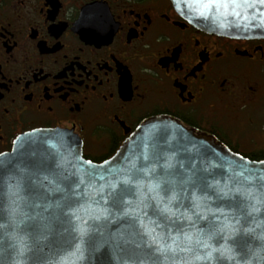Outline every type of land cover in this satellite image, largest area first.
<instances>
[{"label":"flooded vegetation","instance_id":"obj_1","mask_svg":"<svg viewBox=\"0 0 264 264\" xmlns=\"http://www.w3.org/2000/svg\"><path fill=\"white\" fill-rule=\"evenodd\" d=\"M95 13L109 27L79 25ZM159 118L264 161V38L201 30L172 0H0V153L57 129L101 164Z\"/></svg>","mask_w":264,"mask_h":264},{"label":"snow or ice","instance_id":"obj_2","mask_svg":"<svg viewBox=\"0 0 264 264\" xmlns=\"http://www.w3.org/2000/svg\"><path fill=\"white\" fill-rule=\"evenodd\" d=\"M257 6H264V0L206 3L211 11L223 9L226 18L264 27V22L257 24V19L264 18ZM252 13L255 16L249 20ZM79 25L102 31L109 27L110 20L102 13L86 14ZM152 127L138 165L129 160L123 176L104 170L114 179L107 186L101 185L96 201L101 206L99 214L88 220L74 211L83 206L82 200L86 202L83 192L75 191L84 180L63 167V145L46 139L37 141L28 135L14 154L0 153V182L6 183V195L10 194L15 206L13 217H23L18 223L0 222V229H4L0 232V261L31 253V264H63L62 257L59 261L51 259L52 248L43 243L51 234L46 223L51 218L81 220L73 229L75 250L81 257L84 251L94 257L105 254L100 264H193V260L225 264L237 256V264H241L250 250L247 237L254 231L244 223L255 219L252 213L259 211L256 203H264V176L240 173L243 179L237 180L222 164H213L195 140L175 135L164 123ZM38 144L47 147L38 148ZM84 163L92 165L91 160ZM260 163L264 165V161ZM96 178L106 179L92 169L89 180ZM141 178L147 183L143 184ZM253 180H259V187ZM254 187L261 197L248 190ZM100 220L114 226L107 237L96 227ZM25 221L33 223L21 227ZM15 264L23 262L15 259Z\"/></svg>","mask_w":264,"mask_h":264},{"label":"water","instance_id":"obj_3","mask_svg":"<svg viewBox=\"0 0 264 264\" xmlns=\"http://www.w3.org/2000/svg\"><path fill=\"white\" fill-rule=\"evenodd\" d=\"M173 5L177 12L189 23L195 27L204 30L206 32L227 36L232 38L250 39V38H264V27L252 26V24L245 21H237L232 18H226L222 13L223 9L219 12L211 11L210 8H206L207 0H172ZM257 11L264 12V6H257ZM204 15L201 16L200 13ZM211 12V14H209ZM255 16V13L249 15V20ZM264 22V18L257 19V24ZM244 24L243 27H237L235 25ZM223 25V26H221ZM160 123L167 124L173 130V133L177 136L183 135L187 138H191L196 141L197 147L201 152H206L208 159L213 164H222L226 173L229 176H234L237 180L243 179V176L259 177L264 176V165L260 161H251L244 158L239 159L237 154L233 153L227 147L217 143L215 139L206 134L197 135L195 132L186 129L181 124L171 119H153L142 125L135 134H133L117 151V153L109 160V163L97 164L92 162V165L84 163L87 161L83 157L82 141L77 136L65 130H35L25 135H22L17 139L14 145V149L18 147L21 141L28 135L33 137L35 140H48L51 144L63 145L62 152V164L63 167L69 172H75L80 178L84 180V183L80 188L76 189L77 192H83L86 197V202L82 200V207L74 208V211L78 217L82 220H88L90 216L98 215L99 208L96 201L99 200L98 192L101 189V185L107 186L108 182L114 179L113 175H109L104 170H110L115 173L116 176H123L129 166L128 161H134L139 164V157L145 151L144 143L147 142L148 135L153 131V125H159ZM38 148L47 147V145H37ZM13 150L7 154H14ZM242 157L241 155H239ZM1 157L0 159H2ZM92 169H95L98 175L106 177L105 180H99L98 178L89 180V174ZM10 182V181H9ZM141 182L146 184L143 178ZM253 183L259 187V180H253ZM223 186V185H221ZM256 194L257 197H261V193L257 191V188H250ZM9 190L6 187L5 182H0V222H19L23 219L22 216L16 214L13 217L12 208L15 207L11 203V196L6 195ZM199 195V193H198ZM23 211H29L27 208H23ZM256 207L259 211L252 213L255 218L249 223H244L245 228L254 229V231L247 237L250 244V250L245 255L241 264H264V203H256ZM52 210L50 209V212ZM45 215H48L47 213ZM33 223L32 221H25V227L28 224ZM46 223L50 224V235L43 243L48 244L52 248L53 255L51 259L53 261H59L63 258V264H100L102 259L106 258V255L101 253L94 257L90 252L84 251L83 257L80 256L79 252L75 250V241L73 237L76 233L73 231L77 225L81 224V220H61L56 221L49 219ZM243 223V221H242ZM98 227L104 232L105 237L107 233L112 230L104 220L97 222ZM4 229H0V232ZM11 232V228L8 229ZM244 234L241 233L242 237ZM240 238V237H238ZM58 253V255H57ZM31 253H26L23 257L6 258L4 261H0V264H15V259H19L23 264H31L28 257ZM240 261V257L237 256L236 260L226 261L225 264H237ZM193 264H206L205 261H195Z\"/></svg>","mask_w":264,"mask_h":264}]
</instances>
